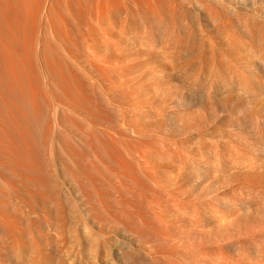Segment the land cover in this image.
Masks as SVG:
<instances>
[{"label": "bare ground", "instance_id": "bare-ground-1", "mask_svg": "<svg viewBox=\"0 0 264 264\" xmlns=\"http://www.w3.org/2000/svg\"><path fill=\"white\" fill-rule=\"evenodd\" d=\"M188 2L209 23L199 39L175 0H0V160L16 168L4 171L8 181L0 170V196L23 178L24 191L41 190L58 152L62 170L75 169L68 186L84 207L81 229L68 232L63 209L61 223L50 212L53 187L44 190L40 210L49 206L60 224H41L59 240L48 242L39 224L48 242L44 250L36 237L40 250L28 241L36 220L26 223L35 215L39 223L37 198L22 201V187L14 201L3 197L26 205L7 209L33 212L32 252L50 255L72 240L67 263L87 264L83 237L114 245L120 264H264V0ZM222 5L235 24L223 21ZM38 154L51 160L42 164L49 173ZM4 208L0 241L17 255L27 231L14 223L22 214L6 224ZM46 256L34 264H51Z\"/></svg>", "mask_w": 264, "mask_h": 264}, {"label": "rangeland", "instance_id": "rangeland-1", "mask_svg": "<svg viewBox=\"0 0 264 264\" xmlns=\"http://www.w3.org/2000/svg\"><path fill=\"white\" fill-rule=\"evenodd\" d=\"M176 1H177V0H175V3H176L177 5L180 4V5H179V6H180V7H179V10H178V17H179V16H180V17L182 16V18L179 17V19H182V20H180V21H181L182 24L184 25L183 27H185V30L193 31V32H192V35H194L193 33H195L196 36L198 37L197 39H199V36H198L197 34H198V33H201L200 30L203 28L202 26H205V27L207 28V27H208L207 25H209V23L207 22V19L205 20V17H202V14H200L198 11H196V12H195V10L193 11L192 6H188L189 4L186 5V2L189 1L190 3H192L193 0H192V1H191V0H187V1H185V0H183V1H182V0H179L181 3H180L179 1H177V2H176ZM184 1H185V2H184ZM189 2H188V3H189ZM178 3H179V4H178ZM181 4L183 5V7L181 6ZM190 5H192V4H190ZM240 6L243 7L244 5H240ZM180 8H181V9H180ZM218 8H219V12H220L221 14L223 13L222 11H225V9H223V8H225L224 5H222L221 7H218ZM244 9H245V7H243V11L246 12L245 10H247V9H245V10H244ZM253 9L255 10V8H253ZM253 9L251 8L250 10L253 11ZM240 11H241V13H243V11H242L241 9H240ZM248 11H249V9H248ZM251 11H249V13H250ZM196 13H199V14H196ZM247 13H248V12H247ZM179 14H180V15H179ZM227 15H228V16H227ZM223 17H226V18H227V19L225 18V20H227V21H226V24H228V25H230V21H231V20H232V21H231V24H232V23L235 24V21H236L237 18H238V17L233 16V15H230V16H229L228 12H226V11L222 14V19H223ZM230 17H231V18H230ZM230 19H231V20H230ZM225 20L223 19V21H225ZM228 21H229V23H228ZM206 23H208V24H206ZM224 23H225V22H224ZM200 25H201V26H200ZM199 27H200L201 29H200ZM205 27H204L203 29H206ZM197 28H199V30L196 31ZM203 29H202V30H203ZM198 31H199V32H198ZM188 32H189V31H188ZM197 32H198V33H197ZM199 35H200V34H199ZM197 39H196V41L199 43V41H198ZM196 41H195V43H194L195 46L198 45V43H196ZM197 47H198V46H197ZM189 58H190V57H189ZM189 58H188V59H189ZM194 58H195V57H191L190 59H194ZM188 59H187V60H188ZM187 60L185 61L186 63H187V62H191V61H189V60L187 61ZM255 61H256V60H255ZM196 63H199V62H196ZM187 64H188V63H187ZM189 65H191V64H189ZM192 65H193V64H192ZM198 65H200V63L197 64L196 66H198ZM188 68H189V69H188ZM188 68H186V69H188V71H191L190 68H192V67H188ZM186 69H185V74L189 73V72H186V71H187ZM192 70H193V68H192ZM175 73H176V72H175ZM191 73H192V71H191ZM179 74H180V73H179ZM181 74H182V73H181ZM188 75H190V73L186 75V80H187V81L189 80L188 78H190V76L187 78ZM188 82H189V81H188ZM187 86L190 87L189 85H187ZM185 90L187 91V89H185ZM188 90H190V89L188 88ZM190 91H191V90H190ZM188 92H189V91H188ZM34 124H36V123H34ZM34 124H32V125H33L32 129H36V127L38 128V126L41 127L39 123L36 124V125H38V126H36V127H34ZM32 129H30V134H31V135L34 134V133H36L35 131H34V133H33V132H32ZM39 129H40V128H39ZM37 131H38V133H36V134L39 135V134H40L39 131H41V129H40V130L37 129ZM31 132H32V133H31ZM36 134L32 135V136H33L32 138H36ZM38 135H37V136H38ZM34 136H35V137H34ZM40 136H41V135H40ZM36 139H37V140H36ZM36 139H35V140L33 139L34 142H35V141H38V142H39L40 138L37 137ZM38 139H39V140H38ZM39 143L41 144V141H40ZM34 144L36 145V142H35ZM37 145H39V144H37ZM37 145H36V146H37ZM39 146H40V145H39ZM37 147H38V146H37ZM40 148H42V147H40ZM42 149H43V148H42ZM42 149L40 150L39 154H41V155L43 154L44 156L48 157V154L45 155V153H44V152H45V149H43V150H44L43 152H42ZM56 153L60 155V153H58V152H56ZM39 154H38V163H39V161H40L39 166H42V164H43L45 161L48 162L49 160H48L46 157H43V156H41V155H40V156H41L42 159L39 158V157H40ZM59 155H58V156L56 155V157H55V156L53 157V158H54V161H53V159H51L52 162H55V161H56L55 158H58V159H57L58 162L56 161V162L58 163V164L56 163V165H57V166L59 165V167L56 166V168H58V169L55 170V167L53 168V166H55V165H53L54 163H52L51 160L49 161V163H45V165L43 164L44 166H46L47 164L50 165V162H51L52 164L50 165V168H49V169H50V171L53 172V174L50 175V173L48 172L49 169H48L47 167H46V168H47L48 170H47L44 166L41 167V168H43V169H40V167H39L40 171L42 170V171H44V173H46V172L49 173V175L46 174V176L48 175V177H47V178L45 177V178H46L45 180H46L47 182L49 181L48 183L50 184V185H48V183L43 179V181H45V183H43L45 186H44L43 188H41V190L43 191V193H42L41 190L38 189V191H39V196L36 195V193H37L38 191H37V192L35 191L36 188H34V186H33V187L30 186V187H32L30 190H32V191L34 190V191H33L34 193H33L32 191H31V192H32V193H31V192L29 191V188H28V187H27L28 189H27V190L25 189V191H24V188H25L26 186L23 188V185H26V184L28 185V184H29V182H28L27 180H26V183L24 182V181H25L24 178H23L24 181H22V180H19V181H18L20 187H19L18 185L16 186V188H18V187L20 188V189H19V188L16 189V191H17V190H21V187L23 188V189H22V190H23V193L25 192L24 194L22 193V194H23V197H24V195L27 193V195H29V197H32V198H33V199H32V198H29V197L26 195V196H25V197H27V198H25L26 201H25V200H22V201H24L25 203H27V200H28V202H31V203H29V205H30V204L32 205V201H33V200L35 201V200H36L35 198H37V197L40 198V200H41V197H42V200H43V199L45 198L44 196H46V193H45L44 190H46L49 186H50L49 188H51V186L53 187V190H54L53 192H54V193L52 192L51 189H50V190L48 189L49 191L46 190V192H48V193H47V197H46V199L48 198V199H47V200H48V201H47V202H48V205L50 204L49 202H51V204H52V200H53V199L50 198V197H52V195H53L54 199L56 200V201H55V200H54V201H55L56 203H53V205L50 204V205H49V206H51V208H50L48 205H46L47 202H44L46 199L43 201L44 205H46V206L43 205V212H44V210L46 209V207L48 206V209H47L48 212H46V210H45V213H44L45 215H43V213H42L41 210H40V208H42V207H41L42 205L39 204V203H42V202H40V200H39L38 198H37L36 202L39 201V203H38V202L36 203V202L33 201V202H34L33 204H34V205L38 204L36 207H37L38 210H40L41 213L38 212L37 209H34V208H36V207H32V206H34V205H32V206L30 205V206H31V210H32V209L35 210V212H36L35 214H38V216H39L40 218L43 216L41 219L39 218V223H38V221H37V220H38V219H37V215L34 216L33 212L29 213V212H30V207H29V208L26 207L25 209L22 210V207H25L26 205H25L24 202L21 201V199H18V198H20L21 195H22L20 191H18L20 194L17 193L16 191H15V194H14V193H13V194H7V196L9 195V199H8V197L5 195L6 193H4V196H3L4 198H5V196L7 197V198H5V199H8L9 201H12L14 198L12 199L11 197L14 196V195H16V193L19 194L20 197H18V198L16 197L15 199H17V201H18V200L21 201L20 203H22V204L25 205V206H24V205H21L22 207L19 205V208H21L20 210H18L19 208L17 209L16 207H15L13 210H10L9 207H8V209H7L6 206H8V203H9V202H8L7 200H5L2 196H0V197H2V198H1V202H2V204H0V206H1L0 208L2 209V208L5 207L6 209L4 208V213L6 212V210H9V212H6V213H7L8 215H9V214L11 215V217H9L10 215L8 216L6 213H5V214H6L5 216L2 215V217H3V216H4L5 218L7 217V218H6L7 220H5V221H6V224H12V225H13L14 218L19 217V216H16V215H17V214H18V215H19V214H20V215L22 214V215L20 216V218H19V221H18V218L15 219V221H14L15 226H16V224H17L18 227H19V225H20V227H19L20 229L22 228L21 226H23V229H24V230L26 229L27 232H26V231H25V232H26V234L28 235V236L25 235L24 238H26V236H27V238L25 239V241H26V242H28V241L31 242V241H32V243L35 244L36 246H37V244H38V245H39V244L41 245L40 242H41V241L43 242V238H44L43 236L47 237V238H45V239H46V240L48 239V240H49V241L47 240L48 242H51V241H52V242H53L52 244H54V241H55V245H57L56 243H58V241H56V240H59V239H56L55 237H54L55 240H54V239L51 240L52 238L49 239V237H51V236H49V234H51V233L48 231V234H47V233H46L47 230H46L45 224H43V225L41 224V220H42V219H43L42 221H44V220H49V219H51L52 216H53V217L55 216L54 213H53V215H51L52 212H53V210H54V212H56L57 217L59 216V220H58V221L60 222V220L62 219L61 222H62L63 227H64V225L67 224V226H65L67 229L64 228L65 233L68 234L67 236H69V233H67L68 230H69L68 232H70V231L74 232V231H77L78 229L80 230V229H81L80 227H81V225H82L81 223H83V218H82L81 216L83 215L82 209H83L84 207H82V205H81L82 203L80 204V201L78 200V198H80V196L77 197V195L79 194V193H77V192H79V190L77 191L76 189H77L78 187L76 186L75 183H74V184H73V183H72V184L70 183L72 186L69 187V186H70L69 183H68L69 181L67 180V179H69V180L71 181V179H72V181H74V179H73L74 176H73V175L76 174V173H75V171H73V170H75V169H72V170H71V168L69 167V169H68L67 172H66L65 170H62L63 168L66 169L65 166H66V167H68V166H67V163L65 162L66 159L63 158L62 153H61V156H59ZM51 157H52V156H51ZM51 157H48V158L50 159ZM59 157H60V158H59ZM0 158H1V157H0ZM44 158H45V159H44ZM61 158H62V159H61ZM1 159H2V158H1ZM46 159H47V160H46ZM60 159H61L62 161H64L66 164L63 165L64 162H62V161H61V163H59V160H60ZM63 159H64V160H63ZM43 160H44V162H43ZM0 161H1V160H0ZM3 163H4L6 166L3 165ZM11 164H12V163H11ZM60 164H62V165H60ZM0 165L3 166V167H0V170L2 171L3 175H4V173H5V175H6L5 177H6V178L8 177L7 181H8V180H12V179H9V176H10V178H11L12 174L9 175L8 172H4V171H8V169H10V168L13 169V170H10V171H16V168H14V167L11 166V165H10V166H11V167H10V166H9V163H5V162H3V160L0 162ZM52 165H53V166H52ZM62 166H64V167H62ZM8 167H10V168H8ZM12 167H13V168H12ZM60 167H61V168H60ZM44 168H45V169H44ZM59 168H60L61 170H59ZM45 170H46V172H45ZM70 170L73 171L74 174H72V172H71ZM56 171H57V172H56ZM62 171H63V172H62ZM69 171H70L71 173H69ZM52 172H51V173H52ZM65 172L68 174L69 177H70L71 175H72L73 177L71 176L72 178H69L66 174H64ZM42 173H43V172H42ZM54 173H55V174H54ZM70 174H71V175H70ZM8 175H9V176H8ZM65 175H66V176H65ZM76 175H77V174H76ZM44 176H45V175H44ZM49 176H50V177H49ZM53 176H55V177H53ZM51 177H53V178H51ZM67 177H68V178H67ZM43 178H44V177H43ZM48 178H50V180H48ZM20 181H21V183H20ZM18 182H17V183H18ZM22 182H23V185H21ZM27 182H28V183H27ZM46 183H47V185H46ZM30 184H32V183H30ZM51 184H52V185H51ZM59 184H60L61 186H60ZM65 184H66V185H65ZM55 185H56V187H55ZM68 185H69V186H68ZM0 186H2V185L0 184ZM67 186H68V187H67ZM73 186H75V187H77V188L75 189ZM57 187H58V188H57ZM63 187H65V189L70 190L71 192H67L68 190H64ZM72 187H73V189H70V188H72ZM33 188H34V189H33ZM0 189H1V188H0ZM61 189H62L63 191H62ZM74 189H75L77 192H76ZM22 190H21V191H22ZM36 190H37V189H36ZM4 191H7V190H4ZM50 191H51L52 193H49ZM59 191H60V193H59V195H58V192H59ZM65 191H66L67 193H65ZM72 191H73V192H76V193H73ZM7 192L10 193L11 191L9 190V191H7ZM40 192H41V195H40ZM30 193H31V194H30ZM44 193H45V195H44ZM32 194L35 196V198H34V196H32ZM37 194H38V193H37ZM42 194H43V195H42ZM48 194H49V195H48ZM65 194H66V195H65ZM75 194H76V196H75ZM11 195H12V196H11ZM73 195H74V196H73ZM10 196H11V197H10ZM23 197H22V198H23ZM75 197H76V198H75ZM28 198H29L30 200H31V199H32V200L29 201ZM10 199H12V200H10ZM50 199H52V200H50ZM4 200H5V201H4ZM42 200H41V201H42ZM75 200L79 201V203H78L77 201H75ZM3 201H4V203L7 202V204L4 205V204H3ZM13 201H14V200H13ZM17 201L15 200V203H14V204H17V203H16ZM19 201H18V202H19ZM54 201H53V202H54ZM57 201H58V203L60 204V205L58 204V205L60 206L59 209H60L61 206H62L59 215H58L59 209H58V212H57V210H55V209H57V206H58V205L54 206V204H57ZM76 202H77L79 205H81V207H80ZM9 204L11 205V204H13V203L10 202ZM14 204H13V206H15ZM18 204H19V203H18ZM18 204H17L16 206H18ZM61 204H62V205H61ZM2 205H4V207H2ZM29 205H27V206H29ZM13 206H12V208H13ZM38 206H40V207H38ZM53 206L55 207V209H52V208H54ZM78 206L80 207V209H78ZM10 208H11V207H10ZM49 208L51 209V210H50L51 214H50V212H49ZM81 208H82V209H81ZM1 209H0V210H1ZM26 209H28L29 212H28V210H26ZM62 209H63V212H64V213L62 212ZM16 210H17V213H16ZM24 210H26V212H24ZM80 210H81L82 213H79ZM20 212H24V213H26V215H25L24 213H20ZM2 213H3V212H2ZM12 213H14V214L12 215ZM28 213H29L30 215H29ZM48 213H49L50 215H48ZM62 213H63V215H61ZM0 214H1V213H0ZM23 214H24V215H23ZM32 214H33V215H32ZM39 214H40V215H39ZM46 214H47V216H49V217H45ZM41 215H42V216H41ZM60 215H61V219H60ZM80 215H81V216H80ZM13 216H14V217H13ZM26 216H27V218H25ZM30 216H34L35 218L32 217L34 220L32 221V220L30 219V220L26 221L27 219L30 218ZM28 217H29V218H28ZM53 217H52V219H51L52 221H50V220H49V221H50V222L56 221V223H54V222H53V223L59 225L61 222L58 223L57 220H53L54 218L57 219L56 216H55L54 218H53ZM62 217L66 220V223H65V224H64V220H63ZM10 218L12 219L11 221H9ZM24 218H25V219H24ZM45 218H49V219H45ZM2 219H3V218H2ZM35 220H36V223H34V224H37V228H36V226H35L34 224H32V225H34V226L31 227V229H29L30 226H32L31 223H33ZM17 221H18V222H17ZM25 221H26L27 224L29 223V221H31L30 225L27 226L26 223H25ZM16 222H17V223H16ZM23 223H24V224H23ZM21 224H22V225H21ZM39 224H41V226H40L41 228H43L42 226H44L45 229H43V230H44L43 232L46 233L47 235L43 234V236H42V233L40 232L42 229L39 228ZM75 224H76V225H75ZM77 224H78V225H77ZM79 224H81V225H79ZM24 225H25V228H24ZM74 225H75L76 227H75ZM26 226H27L28 228H26ZM18 227H17V228H18ZM19 228H18V229H19ZM32 228H36V229H35V230H36V234H37V232H38L37 236H35L36 234L34 233V230H33ZM72 228H73V230H72ZM74 228H75L76 230H75ZM39 229H41V230H39ZM65 229H66L67 231H66ZM28 230H29V231H28ZM30 230H32V231L30 232ZM38 230H39V231H38ZM79 230H78V231H79ZM22 231H23L22 229L19 231V232H21V233H19L21 237H22L21 234L24 232V231H23V232H22ZM29 232L32 233V234H30ZM78 233H79V232H78ZM23 234H24V233H23ZM33 234H35L34 237H32L33 240H31V239L28 240V239H29L28 237H30L29 235L32 236ZM40 234H41V236H40ZM80 234H81V233H80ZM0 235H1V234H0ZM20 236L18 235V239H17V241L19 242L20 246L22 247V248H21V251L23 250V252H24V249H28V248H25V246L27 247L28 244H27L26 242H25L26 244H24V243H20V242H23L21 239H24L23 237L21 238ZM79 236L81 237L82 234L79 235ZM1 237H2V235H1ZM1 237H0V240H2ZM19 237H20V239H19ZM36 237H37V239L40 240L39 243H37V244L34 243V241L38 242V240L36 239ZM39 237H40V238H39ZM34 238H35V239H34ZM66 238L68 239V237H66ZM70 238H71V237H70ZM70 238H69V239H70ZM45 239H44V240H45ZM86 239H87V238H86ZM86 239L83 238V237H81V240L86 241V243L84 244V247H82V250H85V251H86L85 258H86V263H87V264H120V261H119V260H121V257H119V256L117 255V251H116V249H118V248H115V249H114L115 246H114V245L111 246V244H112L113 242H111V244L109 245V247L111 246L112 248H111V247H110V248L107 247V249H105V247L107 246V245H106V246H104L103 249H102V247H100L101 245H100V246H99V245H94L95 242L92 244L91 239H90V241H88V240H86ZM20 240H21V241H20ZM27 240H28V241H27ZM2 241H3V240H2ZM2 241H0V264H1L2 261H3V262H2L3 264H34L35 257H36V256H39L40 253H42V252L44 253V255H46V254L48 255V256H46V258L48 257V258H47V259H48V263H51V264H66L67 261H68L69 256L72 255V254L74 253V250H75V248L73 247L75 241L73 242V241L71 240V241H72V242H71L70 240H68V242L70 241V242H69L70 244L68 243V244H67V247L62 248V250L56 248L55 251H52V252H51V254H50L51 256H50V255L48 254V253H49L48 251H47V253H46V251L44 252V250H45V248H47V246L43 247V246L41 245V246L43 247L42 249H44V250H43L42 252H40V253H38L39 250H36L35 253H34V252H32V251H34L35 249H38L40 246H39V247L37 246L38 248H34L35 245H34V247H33V246H32V243L30 244V243L28 242V243L30 244V245H28V247H31V246H32L33 249H30V248H29V250H26V251H25L26 253H25V252L22 253L21 251H18V252H17V255H16V254H15L16 252H14L13 250L10 249V247H9V245L7 244V242L5 241V239H4V242H3V243H2ZM44 242H46V241H44ZM44 242L42 243L43 245H44V244H45V245L48 244V242H46V243H44ZM66 242H67V240H66ZM1 243H2V245H1ZM22 244H24V245H22ZM50 244H51V243H50ZM75 244H76V243H75ZM95 244H96V243H95ZM71 245H72V246H71ZM1 246H2V247H1ZM20 246H19V247H20ZM63 246H64V245H63ZM93 246H94V247H93ZM98 246H99L100 248H98ZM102 246H103V245H102ZM32 247H31V248H32ZM6 248H9L12 252H14V253H13L14 255L11 254L12 252H11V251L9 252V250H8V251H6V253H7L8 256H6L5 259H3V256H5L6 253H5L3 256H1V255L3 254L2 252H4V249H6ZM40 248H41V247H40ZM40 248H39V249H40ZM95 248H96V249H95ZM108 249H109V250H108ZM19 250H20V248H19ZM40 250H41V249H40ZM8 252H9V253H8ZM72 252H73V253H72ZM75 252H76V251H75ZM36 253L39 254V255H37ZM35 255H36V256H35ZM6 258H7V260H6ZM37 258H38V257H37ZM50 258H52V260H51ZM4 260H5V261H4ZM36 260H38V259H36ZM36 260H35V262H36ZM38 261H39V260H38ZM49 261H50V262H49ZM4 262H5V263H4ZM38 263H39V262H38ZM38 263H36V264H38ZM67 264H72V263L68 262Z\"/></svg>", "mask_w": 264, "mask_h": 264}]
</instances>
